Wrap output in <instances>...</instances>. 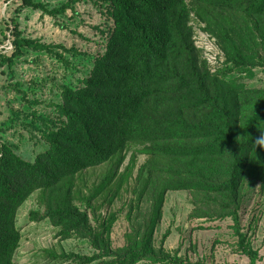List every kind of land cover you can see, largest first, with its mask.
Segmentation results:
<instances>
[{"label": "trees", "instance_id": "obj_1", "mask_svg": "<svg viewBox=\"0 0 264 264\" xmlns=\"http://www.w3.org/2000/svg\"><path fill=\"white\" fill-rule=\"evenodd\" d=\"M103 1L112 31L81 83L61 85L57 125L41 130L47 148L31 161L0 142V264H17L12 261L20 239L15 212L34 191L38 208L29 211L30 220L47 219L60 238L75 235L96 250L46 249L52 258L77 264H206L153 244L166 191L182 189L191 195L190 217H230L237 249L248 264H258V250L242 231L239 209L244 179L259 181L264 191V148L253 147L264 132V87L245 81L255 67L264 71V0ZM19 5L54 16L70 0L50 9L37 0H19ZM190 13L204 22L203 29L223 52L214 72L193 43ZM7 40L12 47L0 49V67L11 65L24 47L53 52L52 44L23 36L17 22L0 46ZM234 71L238 75L227 76ZM130 144L140 145L147 155L133 191L138 202L149 201V206L125 233V243L114 248L109 232L115 213L101 217L91 202L107 189L110 203L119 180H103L89 194H79L84 209L75 201L76 181L79 172L115 155L120 162ZM134 158L125 174L131 173Z\"/></svg>", "mask_w": 264, "mask_h": 264}, {"label": "rangeland", "instance_id": "obj_2", "mask_svg": "<svg viewBox=\"0 0 264 264\" xmlns=\"http://www.w3.org/2000/svg\"><path fill=\"white\" fill-rule=\"evenodd\" d=\"M37 1L44 2L50 9L68 0ZM15 22L23 36L53 46V52L24 47L11 65L0 67V142L10 144L22 158L32 161L47 148L41 130L57 125L55 104L61 102V85L77 86L89 74L95 56L105 49L113 23L103 0H70L69 7L54 16L39 9L21 7L19 0H0V41ZM190 23L193 24L195 47L207 59L210 70L216 71L224 59L222 50L216 39L203 29L204 22L192 17L191 13ZM230 74L238 75L234 71L227 76ZM246 80L250 87H264V71L255 67L254 76ZM139 148L140 145H127L120 162L117 160L119 155H115L98 166L82 170L77 177L75 201L83 209L86 207L77 199L79 194H89L103 180L107 182L110 179L112 183L119 180L120 189L110 203L106 197L107 189L91 202L101 217L115 213L109 232L114 248L125 243V233L130 226L141 221L142 211L149 206V201L138 202V192L133 191L138 169L147 158ZM133 155V169L130 174H125ZM242 190L239 209L242 231L251 246L258 250V264H264V191L260 189L259 181L254 179H244ZM36 194L37 191L32 192L16 209L15 226L20 239L12 261L17 264H77L71 259L52 258L46 249L77 254L96 251L87 239L75 235L60 238L57 228L47 219L30 220L29 211L38 208ZM192 208L191 195L187 190L166 191L162 216L153 234L155 247L162 246L172 254L191 261L201 259L206 264H248V257L236 247L237 237L231 218L207 220L205 217H190ZM87 210L95 224L91 209ZM134 264L165 263L140 260Z\"/></svg>", "mask_w": 264, "mask_h": 264}, {"label": "clouds", "instance_id": "obj_3", "mask_svg": "<svg viewBox=\"0 0 264 264\" xmlns=\"http://www.w3.org/2000/svg\"><path fill=\"white\" fill-rule=\"evenodd\" d=\"M256 145L264 148V132H261V135L254 141L253 147H255Z\"/></svg>", "mask_w": 264, "mask_h": 264}, {"label": "built area", "instance_id": "obj_4", "mask_svg": "<svg viewBox=\"0 0 264 264\" xmlns=\"http://www.w3.org/2000/svg\"><path fill=\"white\" fill-rule=\"evenodd\" d=\"M191 14L193 16V13H191ZM190 24H192V23H190ZM11 47H12L11 42L9 40H7L6 43H4L3 45L0 46V49L4 48V50H9Z\"/></svg>", "mask_w": 264, "mask_h": 264}]
</instances>
